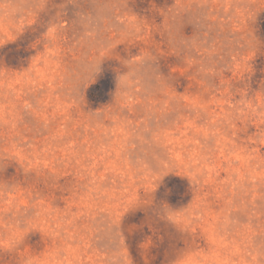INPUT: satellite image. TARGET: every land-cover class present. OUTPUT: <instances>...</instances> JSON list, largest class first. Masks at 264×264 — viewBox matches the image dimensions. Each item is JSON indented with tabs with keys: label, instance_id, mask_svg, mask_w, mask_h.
Wrapping results in <instances>:
<instances>
[{
	"label": "rangeland",
	"instance_id": "obj_1",
	"mask_svg": "<svg viewBox=\"0 0 264 264\" xmlns=\"http://www.w3.org/2000/svg\"><path fill=\"white\" fill-rule=\"evenodd\" d=\"M0 264H264V0H0Z\"/></svg>",
	"mask_w": 264,
	"mask_h": 264
}]
</instances>
